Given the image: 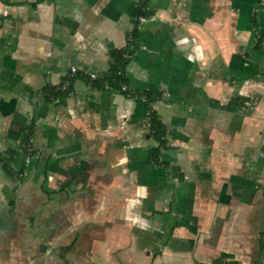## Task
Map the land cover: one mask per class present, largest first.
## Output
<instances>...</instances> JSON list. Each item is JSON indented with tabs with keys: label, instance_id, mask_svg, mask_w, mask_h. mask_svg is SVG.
Listing matches in <instances>:
<instances>
[{
	"label": "crops",
	"instance_id": "0c3cea01",
	"mask_svg": "<svg viewBox=\"0 0 264 264\" xmlns=\"http://www.w3.org/2000/svg\"><path fill=\"white\" fill-rule=\"evenodd\" d=\"M34 1L0 0V264H264V0H147L125 77L161 165L144 99L42 96L107 71L138 0Z\"/></svg>",
	"mask_w": 264,
	"mask_h": 264
},
{
	"label": "trees",
	"instance_id": "16d2710c",
	"mask_svg": "<svg viewBox=\"0 0 264 264\" xmlns=\"http://www.w3.org/2000/svg\"><path fill=\"white\" fill-rule=\"evenodd\" d=\"M41 1L42 0H36L31 4L32 6H36ZM151 15L152 11L147 8V0H138L133 15L134 29L132 30L131 35L129 37L128 46L124 49H117L112 51V62L109 69L103 73H99L96 79L93 80H90L87 75H85L81 71H78L73 76H69L65 79V88H63V85H60L59 87H45L42 89V96L48 99H56L59 97L67 96L71 92V80L74 76L84 78L91 86L96 88L111 87L120 90L123 85H126L127 93L136 95L134 98H143L148 105L151 132L156 141V145L150 150V159L156 165H161V161L159 160V154L161 149L166 147V127L157 115L156 110L153 108V102L158 95L148 91L139 92L132 90L127 85V80L125 77L126 66L128 65L132 55L138 48V43L136 42V40L138 37L139 20L140 18H146ZM259 45L260 39L257 38L255 47H259ZM33 128L34 125L32 123L24 131L19 141V148L23 152L25 158L30 157L34 153V150L31 146ZM0 163L2 164V167L4 168L6 173H13L12 169L8 165V161L1 154ZM255 264H261V258L258 259Z\"/></svg>",
	"mask_w": 264,
	"mask_h": 264
},
{
	"label": "built area",
	"instance_id": "2783aa9c",
	"mask_svg": "<svg viewBox=\"0 0 264 264\" xmlns=\"http://www.w3.org/2000/svg\"><path fill=\"white\" fill-rule=\"evenodd\" d=\"M140 20H142V18H140ZM79 70L75 67V66H72L71 68H70V73L72 74V75H74V74H76L77 72H78ZM84 73V72H83ZM97 73H87V76L89 77V79L90 80H93V79H96V77H97ZM65 86H66V84H64L63 85V88H65ZM122 92H124L125 93V95L126 96H128V97H135L136 95H133V94H131V93H127V86L126 85H123L122 87H121V89H120ZM143 99V98H142Z\"/></svg>",
	"mask_w": 264,
	"mask_h": 264
}]
</instances>
